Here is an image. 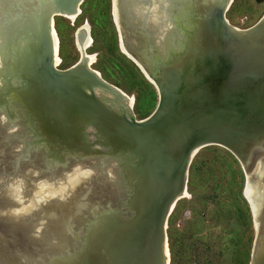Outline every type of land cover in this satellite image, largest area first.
<instances>
[{"label":"water","instance_id":"water-1","mask_svg":"<svg viewBox=\"0 0 264 264\" xmlns=\"http://www.w3.org/2000/svg\"><path fill=\"white\" fill-rule=\"evenodd\" d=\"M35 1L27 2L33 6ZM82 1L53 0L43 12L74 13L66 6L74 3L79 11ZM231 3L178 0V54L170 51L159 59L163 73L156 77L140 56L120 49L109 0L117 49L152 87L155 105L147 116L135 119L131 105L121 116L110 114L95 95L78 99L100 118L108 120L110 115L123 128L122 144L130 148L132 175L144 183L131 188L135 201L130 206L125 204L129 189L113 164L117 154L86 137L46 141L33 127L48 130L56 122L49 112L63 93L58 87L62 79L69 85L71 76L88 78V85L100 87L103 93H108V84L94 79L89 70H76L79 56L61 70L30 65L37 81L34 93L41 95V91L44 98L43 93L54 88L56 98L40 99L46 113L38 108L37 97L28 95L36 100L39 115L31 114L28 125L20 119L7 122L0 112V129L6 130L0 138V264H55L65 258L68 264H168L166 220L176 200L183 197L181 192L187 194L193 157L207 146L226 150L240 164L241 195L253 229L247 264L258 231L254 264H264V13L250 27L238 29L224 17ZM37 35L43 44L45 38L37 31L34 41ZM190 54L198 64H188ZM170 90L175 93L167 100ZM117 94L121 102L125 94ZM3 109L7 117L6 106ZM72 126L90 129L82 118ZM12 129L19 134L10 133ZM2 145L8 149L4 156ZM32 165L38 171H29ZM92 224L95 238L83 249L84 231ZM110 239L116 242L105 250L103 244Z\"/></svg>","mask_w":264,"mask_h":264},{"label":"bare ground","instance_id":"bare-ground-1","mask_svg":"<svg viewBox=\"0 0 264 264\" xmlns=\"http://www.w3.org/2000/svg\"><path fill=\"white\" fill-rule=\"evenodd\" d=\"M27 1L0 0V104H6L0 107V112L7 122L11 121L13 123L20 119L28 125L27 122L31 119V114L39 116L34 101L36 102L37 100L38 108L43 110V112H49L47 108L44 109V104L41 105L40 103V99L43 98L42 92L40 91L41 95L34 93L35 86L33 84L37 81L33 76V70L30 65L34 63L39 67H48L53 70L59 64L57 55L58 38L51 17L56 15L74 22L79 15V11L78 6L74 3H68L66 8H74V13H69L64 9L54 12L50 11V15H46L47 12H43V10H47L53 0H37L33 6ZM227 1L229 2L230 0ZM112 3L113 18L120 36V49L123 51L129 49L140 56L141 61L148 65L155 76H160V73L162 74L163 72L161 71L162 66L159 64V59L170 51H176V54H178V0H113ZM36 31L40 33L41 39L43 38L44 40L45 38L43 44H41L39 34L37 35L38 41H34L36 39ZM90 42L88 25L85 24L75 33L76 47L80 52V59L75 69L79 70V72L81 70H89L94 79L100 83L108 84L97 71L90 69L93 57L85 54ZM34 47L37 49L35 50ZM167 55L169 54L167 53ZM187 62L190 66H193L198 64L199 60L190 54L187 57ZM144 70H146L145 67ZM160 79L165 80L162 76ZM68 80L69 85L63 79L58 84L59 89L63 91L59 98L53 97L55 96L54 88H51L48 94L43 93L44 101H47L49 96L56 98L52 106L54 111L49 112L51 116L57 119L56 122L50 123V129L48 130L41 128L39 125H33V127L38 129V132L46 141H49V139L63 140L74 136L86 137L87 139L103 143L108 153L117 154L119 159H112L113 164L118 168L119 172L121 170L122 181L125 187L129 189L125 204L127 206L132 205L135 201V195L131 188L137 184L144 183L132 175L130 167L133 160L130 156V148L127 144H122L123 133L121 130L123 128L117 127L115 119H111L110 115L108 120L100 118L92 107L85 108L83 102L78 98H82L83 95H91L92 97L95 95L111 111L110 114L114 112L121 116L127 114L131 99L126 95H121L123 100L120 102L117 93H121V91L110 84L107 85L108 93H103L100 87L88 85L87 82H90L88 78L81 79L76 75L69 77ZM74 85L76 90L72 89ZM40 88L38 86L39 90ZM76 91L77 94H75ZM32 93L33 96L37 97L36 100L32 101L30 99L33 96L27 97ZM174 93L170 90L166 96L167 100ZM72 98L78 100L73 102ZM4 106L7 108V117L4 114ZM81 118L84 122H89L90 129H80L72 126L74 123L77 124ZM13 131L15 130H9L10 133ZM5 132L6 130L0 129V138ZM14 133L18 135L19 131L16 130ZM27 144L28 140L24 141L22 146ZM6 150L8 149L2 145L3 156L8 152ZM2 162L4 163V161ZM11 166L13 167V164ZM28 169L31 172H33L32 170L38 171V166L32 165ZM47 173H50V171H47ZM185 194L182 191L180 196ZM94 225L92 224L84 231L81 243L83 249L95 238L96 227ZM258 232H256L250 264H254L257 256L256 245L260 242ZM115 242L116 239H110L103 244L104 249L111 248ZM163 252L166 263L167 251L164 243ZM55 264H68V262L65 258L55 262Z\"/></svg>","mask_w":264,"mask_h":264},{"label":"rangeland","instance_id":"rangeland-1","mask_svg":"<svg viewBox=\"0 0 264 264\" xmlns=\"http://www.w3.org/2000/svg\"><path fill=\"white\" fill-rule=\"evenodd\" d=\"M263 13L264 0H232L224 17L231 26L245 29ZM52 23L58 38L57 69L69 67L78 56L80 59L75 33L87 24L91 42L85 54L93 57L90 68L131 99L135 119L153 110L154 90L117 49L109 0H83L74 22L55 16ZM228 155L217 146L204 147L195 154L194 162H201L202 169L189 184L186 181L187 194L176 200L166 220L168 264H247L253 236L251 216L239 194L240 179L231 173Z\"/></svg>","mask_w":264,"mask_h":264},{"label":"trees","instance_id":"trees-1","mask_svg":"<svg viewBox=\"0 0 264 264\" xmlns=\"http://www.w3.org/2000/svg\"><path fill=\"white\" fill-rule=\"evenodd\" d=\"M155 101H156V97H155ZM205 151H207V150H205ZM228 157H229V160L231 161V164L233 166V168L231 170V173L234 176V179H235V177H237L238 179H240V183H239V188H240L239 189V194H241V188H242V182H243L242 179L243 178L241 176V172H240L239 165L236 162V160L234 158H232V156L228 155ZM194 160H195V157L192 160L191 165H190L189 170H188L187 184H189V182L192 180L193 176H195L196 174H198L201 171V169H202V166L199 165V164H201V162L199 164H197V162H194ZM196 165H198V166H196ZM234 181H236V180H234Z\"/></svg>","mask_w":264,"mask_h":264}]
</instances>
